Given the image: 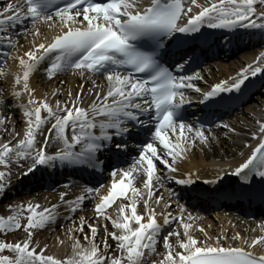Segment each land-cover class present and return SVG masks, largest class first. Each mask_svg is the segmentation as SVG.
Returning <instances> with one entry per match:
<instances>
[{"label":"snow or ice","instance_id":"obj_1","mask_svg":"<svg viewBox=\"0 0 264 264\" xmlns=\"http://www.w3.org/2000/svg\"><path fill=\"white\" fill-rule=\"evenodd\" d=\"M41 26L54 31L40 38ZM204 26L247 28L264 38V0H6L0 6V75L9 58L18 65L8 96L0 90V107L8 109L0 114V135L9 137L0 142V191L11 181V164L24 162L21 175L25 176L39 166L57 163L102 169L103 153L123 156L130 140L141 132L150 135L136 145L138 154L127 167L109 165L111 180L105 192L101 191L104 185L85 183L75 195L66 186L56 204L41 206L29 200L8 205L9 214L0 215V235L17 230L24 235L15 240L0 238V264H148L158 242L164 251L151 264H264V251H255L264 247V235L249 238L235 232L232 239L240 243H221L228 237L210 236L196 223L199 216L180 202L178 192L166 187L170 183L195 187L202 177L195 169L181 171L177 160L196 143L210 142V129L206 134L203 124L185 122L182 106L193 99L186 90L199 93L195 99L201 103L224 102L228 98L219 94L242 92L247 77L264 74V51L207 89L195 82L203 79L200 70H188L196 60L194 49L178 46L173 55L179 62H161L173 41L179 45L195 40ZM21 33L25 39L32 37L23 51L18 47ZM44 63L49 78L69 68L78 73L81 79L75 92L58 88L50 96H36L30 75ZM173 65L176 72L186 74H175ZM97 74L103 77L99 82L93 79ZM58 93L63 97L53 99ZM17 109L22 114V132L16 131L11 119ZM247 134L255 141H243L248 154L242 150L235 166L226 165L203 180L219 188L232 175L238 184L218 195L264 204V117L255 120ZM49 145L53 150H47ZM137 178H141L139 185L134 184ZM160 189L168 193L167 198ZM173 196L177 197L174 205ZM85 201H94L93 215L87 218L76 215ZM114 202L118 207L112 215L108 209ZM138 203L142 212L137 211ZM61 204L66 208L65 234L72 241L70 254L63 257L46 253L48 245L33 240L35 230L56 222ZM177 221L179 226L172 227ZM259 224L264 233V220ZM196 230L203 239L194 234Z\"/></svg>","mask_w":264,"mask_h":264},{"label":"bare ground","instance_id":"obj_2","mask_svg":"<svg viewBox=\"0 0 264 264\" xmlns=\"http://www.w3.org/2000/svg\"><path fill=\"white\" fill-rule=\"evenodd\" d=\"M198 2L206 3L207 0H198ZM53 31L54 30L47 29L46 26H41L40 38L49 37ZM31 43V36H28L27 39H25L24 34H20L18 47L21 51L27 49L31 45ZM245 52L247 53L243 54L241 58L246 57V55H250V57L246 59V62L254 59L253 57L256 54L255 52H251L250 50ZM44 64H42L34 72V74L30 75V87L34 89V94L36 96L42 97L46 93L50 96L53 89L58 88L63 89L65 91L71 90L73 93L75 92L81 79L78 73H75L72 70L71 72H68L63 76L62 72H60L54 77L49 78L46 75V72L44 71V69L46 68L44 67ZM243 66V59H239L236 56L234 58H230V60H222L219 62L208 64L204 66L202 70H200L203 79L197 82L200 86H210L212 83L218 82L219 80L225 79L233 75ZM17 68L18 65L16 61L11 58H9L6 61V65L3 66L4 74L0 76V90H3V95L5 97H7L9 94L12 79L15 75V72L17 71ZM93 79L99 82L103 79V77L101 75L93 76ZM60 81H63L64 83L61 84ZM85 87H87V85H85ZM62 97L63 93H58V97H53V99ZM85 99H87V97H85ZM7 112V108L0 107V114H7ZM262 117H264V92L263 94L258 95L255 100L248 102V104L245 105L241 111H239L233 117H230V119L225 122L231 128H235V132H230L227 128H224L223 130L217 132H211L210 142L208 145L202 146L201 144L196 143L194 148L189 149L188 154L185 156L186 158L182 157L181 159L177 160V164L180 170L188 171L195 169L199 176L209 175L211 177L213 174H215L221 168H224L226 165L235 166V164L242 159L241 151L243 150V152H246L247 150V148H244L243 141H251V137L247 133L253 130L255 120L260 119ZM11 119L14 122L16 131L22 132V114L18 109L13 112ZM8 138L9 137L7 135H0V142ZM252 142L253 141H251V143ZM49 147L53 146L49 145L48 148ZM23 164L24 162H21L19 166H17L16 164H11L10 167L16 169ZM140 180L141 178H137V180L134 181V184L139 185ZM173 188L177 191V189H179V186L176 185L175 187L173 186ZM3 191H0V215L9 214L8 205L20 204L21 202H27L29 200L37 202L41 206L53 204L54 202L58 201L59 193L61 191H64V189L59 186V188L52 189L49 191H31L27 192L26 194H20V197L13 199H9L10 197L8 195L2 197ZM158 191L160 192V194L164 195V198L168 196V193L165 190L160 189ZM84 204L85 205L82 209V215H84L86 218L92 216L93 208L89 210L88 202ZM171 208L172 207L170 206V209ZM108 211L110 214L115 215L112 213V209ZM157 212H159V208L157 209ZM196 215L199 216V220H197L196 223L201 224L210 236L222 234L228 237V239L221 241V243L224 244L240 243V241L232 239L235 232H239L242 237L248 236L249 238H252L255 235H264V233L260 231V224H258L257 221H243L238 217H233L230 219L223 212L212 214L211 212L204 210L200 211ZM63 217L57 218L55 223H49L44 228L35 230L33 236L34 241H38L41 245H48L47 250H45L46 253H52L59 257H63L66 254H70L72 244V241L66 237L65 229L68 225L64 222ZM157 218L161 219L159 215L157 216ZM62 223L64 224L63 228L60 226ZM106 226L109 228V230H111L110 223H108ZM178 226L179 224L177 225V227ZM85 231H87L86 228ZM180 231L182 232L183 230L180 229ZM190 231L192 230L190 229ZM35 233L37 235H35ZM194 234L197 237L203 239V234L198 230H196ZM23 235V231H12L11 234H8L6 239L15 240L16 238L22 237ZM57 237H59V240L62 242H58L56 239ZM170 239L174 238L170 237ZM109 243L114 242L109 239ZM158 244H161L158 254H155L154 256H149L148 264H151V260L159 259L162 255L164 251L162 247V242H158ZM255 251L260 254V252L264 251V247H256Z\"/></svg>","mask_w":264,"mask_h":264},{"label":"rangeland","instance_id":"obj_3","mask_svg":"<svg viewBox=\"0 0 264 264\" xmlns=\"http://www.w3.org/2000/svg\"><path fill=\"white\" fill-rule=\"evenodd\" d=\"M20 232H21V231H20ZM8 234H11V232H9V233H7L6 235H3V236L0 235V237H5V238H6V237L8 236ZM35 235H37V234L35 233ZM46 250H47V249H46Z\"/></svg>","mask_w":264,"mask_h":264}]
</instances>
